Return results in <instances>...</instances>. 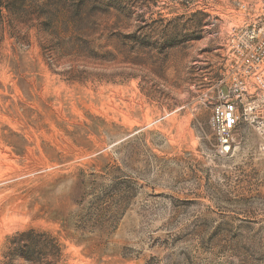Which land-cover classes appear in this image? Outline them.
I'll return each mask as SVG.
<instances>
[{
	"label": "rangeland",
	"instance_id": "obj_1",
	"mask_svg": "<svg viewBox=\"0 0 264 264\" xmlns=\"http://www.w3.org/2000/svg\"><path fill=\"white\" fill-rule=\"evenodd\" d=\"M263 2L0 0V264H264V108L220 155L205 79Z\"/></svg>",
	"mask_w": 264,
	"mask_h": 264
},
{
	"label": "built area",
	"instance_id": "obj_2",
	"mask_svg": "<svg viewBox=\"0 0 264 264\" xmlns=\"http://www.w3.org/2000/svg\"><path fill=\"white\" fill-rule=\"evenodd\" d=\"M246 11V18L231 25L224 41L205 58V79L214 80L207 91L216 98L209 123L220 155L230 151L236 126L257 122V112L264 108V2Z\"/></svg>",
	"mask_w": 264,
	"mask_h": 264
}]
</instances>
